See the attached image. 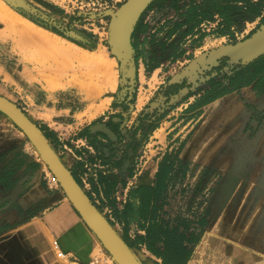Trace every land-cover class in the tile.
Segmentation results:
<instances>
[{"label": "rangeland", "instance_id": "obj_1", "mask_svg": "<svg viewBox=\"0 0 264 264\" xmlns=\"http://www.w3.org/2000/svg\"><path fill=\"white\" fill-rule=\"evenodd\" d=\"M130 1L0 0V95L39 127L69 171L82 163L87 176L90 167L111 172L155 161L164 146L157 130L183 131L175 143L192 164L184 181L197 177L207 192L219 177L205 201L210 224L201 263L264 264V106H254L241 91L237 104L245 115L236 114V120L185 108L211 73L240 65L223 59L198 76L193 68L210 53L264 30V21L247 18L245 10L234 39L215 37L205 27L193 38L186 32L175 36L172 20L155 13L148 19L154 28L149 43L136 45L131 37L124 58L113 47L112 29ZM137 58L160 68L147 69L143 84L135 74ZM125 82L133 88L126 90ZM109 124L118 132L106 134ZM100 133L104 137L93 138ZM15 146L34 152L44 175L60 187L25 134L0 113V162L15 161Z\"/></svg>", "mask_w": 264, "mask_h": 264}, {"label": "crops", "instance_id": "obj_2", "mask_svg": "<svg viewBox=\"0 0 264 264\" xmlns=\"http://www.w3.org/2000/svg\"><path fill=\"white\" fill-rule=\"evenodd\" d=\"M245 10L247 18L264 21V0H153L131 37L136 45L149 43L154 28L148 19L160 12L164 20H172L171 33L175 36L186 32L187 37L196 38L205 32L201 29L205 27L215 37L234 39L238 23L243 25L239 19ZM136 61L135 74L142 84L147 69L151 73L160 70L144 63V58ZM237 67L227 65L211 73L199 89L200 94L194 93L182 105L194 109V113L204 110L203 115L207 113L214 119L232 114L229 121L237 118L236 114L239 118L245 115L237 104L241 91L254 106H264V94L257 95L249 86L204 104V108L197 107L212 82L226 85L227 77ZM125 84L126 90L133 88L132 82ZM109 127L106 134L118 132L116 125ZM174 130H157L159 143L164 146L159 148L161 156L150 163H129L126 169L117 167L111 172L90 167L89 176L84 174L82 163L69 167L90 201L142 264H203L199 253L210 224L206 191L200 188L197 177L184 181L185 171L192 164L184 161L186 150H180L175 143L176 138H184L183 131ZM99 136L104 134L93 138ZM171 137L173 141H168ZM14 156L13 163L0 162V264H86L102 254L99 240L64 191L44 175L34 152L15 146ZM5 181H12L11 186ZM60 251L67 254V259L58 257Z\"/></svg>", "mask_w": 264, "mask_h": 264}, {"label": "water", "instance_id": "obj_3", "mask_svg": "<svg viewBox=\"0 0 264 264\" xmlns=\"http://www.w3.org/2000/svg\"><path fill=\"white\" fill-rule=\"evenodd\" d=\"M153 0H131L119 12L113 24L112 41L115 51L124 58L132 49L131 36L139 18ZM264 56V30L251 38L210 53L199 66L193 68L196 76L204 74L219 61L228 59L237 65H248ZM0 113L10 119L27 137L60 187L117 264H142L109 221L90 201L39 127L13 102L0 95Z\"/></svg>", "mask_w": 264, "mask_h": 264}, {"label": "trees", "instance_id": "obj_4", "mask_svg": "<svg viewBox=\"0 0 264 264\" xmlns=\"http://www.w3.org/2000/svg\"><path fill=\"white\" fill-rule=\"evenodd\" d=\"M226 80V85H223L222 81H213L211 88L207 89L202 96L201 102L207 104L221 96L249 86L252 87L257 95L264 94V56L248 65L238 66Z\"/></svg>", "mask_w": 264, "mask_h": 264}, {"label": "built area", "instance_id": "obj_5", "mask_svg": "<svg viewBox=\"0 0 264 264\" xmlns=\"http://www.w3.org/2000/svg\"><path fill=\"white\" fill-rule=\"evenodd\" d=\"M215 176H217V175L215 174L213 176V178H215ZM218 178L219 177H217L215 179V181H213V182H216L218 180ZM213 182L211 183V188L207 189L206 198H208L210 196V194H211L210 190H212V185L214 184ZM58 257L60 259L65 260V259H67V254H65L63 251H60L58 253ZM86 264H117V263L115 262V260L109 254L102 253V254L97 255V256L93 257L92 259H90V261L87 262Z\"/></svg>", "mask_w": 264, "mask_h": 264}, {"label": "bare ground", "instance_id": "obj_6", "mask_svg": "<svg viewBox=\"0 0 264 264\" xmlns=\"http://www.w3.org/2000/svg\"><path fill=\"white\" fill-rule=\"evenodd\" d=\"M19 24V23H18ZM21 24V23H20ZM17 26V25H16ZM21 26V25H20Z\"/></svg>", "mask_w": 264, "mask_h": 264}]
</instances>
